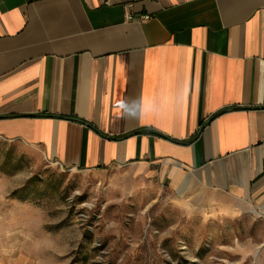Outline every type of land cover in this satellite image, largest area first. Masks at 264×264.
I'll use <instances>...</instances> for the list:
<instances>
[{"label": "crops", "instance_id": "0c3cea01", "mask_svg": "<svg viewBox=\"0 0 264 264\" xmlns=\"http://www.w3.org/2000/svg\"><path fill=\"white\" fill-rule=\"evenodd\" d=\"M0 138L264 215V0H0Z\"/></svg>", "mask_w": 264, "mask_h": 264}, {"label": "rangeland", "instance_id": "374dc122", "mask_svg": "<svg viewBox=\"0 0 264 264\" xmlns=\"http://www.w3.org/2000/svg\"><path fill=\"white\" fill-rule=\"evenodd\" d=\"M184 184L142 167L65 168L0 138V255L25 244L41 264H264V215Z\"/></svg>", "mask_w": 264, "mask_h": 264}, {"label": "built area", "instance_id": "2783aa9c", "mask_svg": "<svg viewBox=\"0 0 264 264\" xmlns=\"http://www.w3.org/2000/svg\"><path fill=\"white\" fill-rule=\"evenodd\" d=\"M142 17V19H146L147 18V16L146 15H144V16H141ZM263 152H264V148H263Z\"/></svg>", "mask_w": 264, "mask_h": 264}]
</instances>
